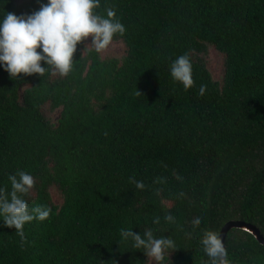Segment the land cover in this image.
Listing matches in <instances>:
<instances>
[{
    "label": "trees",
    "instance_id": "1",
    "mask_svg": "<svg viewBox=\"0 0 264 264\" xmlns=\"http://www.w3.org/2000/svg\"><path fill=\"white\" fill-rule=\"evenodd\" d=\"M47 2L0 0V21ZM107 8L125 34L102 53L90 37L78 44L67 76L10 78L0 65V188L24 171L29 209H51L24 239L0 217V264H155L122 228L170 237L163 264H208L203 232L229 221L264 237V0H100L96 11ZM185 53L187 91L170 74ZM225 247L231 264H264L247 229H228Z\"/></svg>",
    "mask_w": 264,
    "mask_h": 264
},
{
    "label": "clouds",
    "instance_id": "2",
    "mask_svg": "<svg viewBox=\"0 0 264 264\" xmlns=\"http://www.w3.org/2000/svg\"><path fill=\"white\" fill-rule=\"evenodd\" d=\"M99 7L100 0H48L47 4H41L40 9L31 15L7 13L0 21V65L4 66L10 78H19L20 74H39L42 77L46 72L67 76L73 70V57L78 44L90 37L91 48L102 53L109 48L115 36H123L126 32L114 9L107 8L106 15H102L96 11ZM42 61L47 67L41 66ZM170 74L174 81L183 85L185 91L194 86L192 63L187 53L171 63ZM206 88L202 84L199 94L203 95ZM8 180L11 191L0 188V217L5 227L14 228L24 239V225L34 219L43 221L49 218L51 209L46 205L29 209L24 197L36 183L31 174L18 170L14 175H9ZM129 182L139 190L145 189V184L134 177H130ZM162 182L161 178L154 181ZM183 196L181 192L178 198ZM164 219L169 223L175 222L171 214H167ZM153 223L159 224L160 218L156 217ZM192 223L199 226L201 219L197 217ZM120 236L123 240L130 239L133 248L142 249L148 260L155 264H163L168 250L175 251V242L170 237L156 238L152 230L136 234L122 228ZM201 244L209 258L208 264H231L218 232L205 230Z\"/></svg>",
    "mask_w": 264,
    "mask_h": 264
},
{
    "label": "water",
    "instance_id": "3",
    "mask_svg": "<svg viewBox=\"0 0 264 264\" xmlns=\"http://www.w3.org/2000/svg\"><path fill=\"white\" fill-rule=\"evenodd\" d=\"M232 226H238V227H242L244 229L249 230L250 232H252L256 236V238L261 243H264V237L260 234V231L256 226L251 225V224L246 223V222H243V221H229L228 223H226V225H224V227L221 229V232H220V236H221V239H222L224 245H225L226 233H227L228 229H230Z\"/></svg>",
    "mask_w": 264,
    "mask_h": 264
},
{
    "label": "rangeland",
    "instance_id": "4",
    "mask_svg": "<svg viewBox=\"0 0 264 264\" xmlns=\"http://www.w3.org/2000/svg\"><path fill=\"white\" fill-rule=\"evenodd\" d=\"M116 51H119L120 49L116 48ZM220 65H221V56L217 53H213V59L211 62V67L216 75L220 74Z\"/></svg>",
    "mask_w": 264,
    "mask_h": 264
}]
</instances>
